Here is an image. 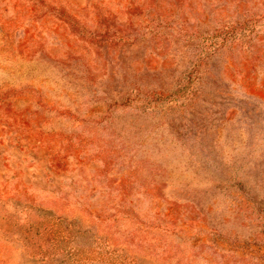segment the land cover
<instances>
[{"label":"rangeland","instance_id":"374dc122","mask_svg":"<svg viewBox=\"0 0 264 264\" xmlns=\"http://www.w3.org/2000/svg\"><path fill=\"white\" fill-rule=\"evenodd\" d=\"M92 214L155 264H264V0H0V264Z\"/></svg>","mask_w":264,"mask_h":264},{"label":"trees","instance_id":"16d2710c","mask_svg":"<svg viewBox=\"0 0 264 264\" xmlns=\"http://www.w3.org/2000/svg\"><path fill=\"white\" fill-rule=\"evenodd\" d=\"M95 217L94 214L91 215L93 220L91 219L90 224L96 227L94 234H92L93 229L77 220L62 221L61 233L66 247L63 249L64 258L61 264H155L157 259L162 258L128 254L125 247L117 245L111 238L100 234ZM166 251L170 253L172 249H166ZM162 259L170 258L163 257ZM51 262L54 264V259Z\"/></svg>","mask_w":264,"mask_h":264}]
</instances>
